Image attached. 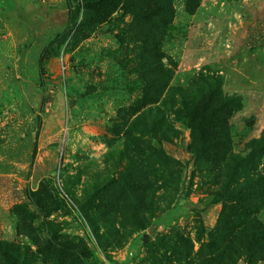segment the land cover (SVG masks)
<instances>
[{
	"label": "rangeland",
	"instance_id": "obj_1",
	"mask_svg": "<svg viewBox=\"0 0 264 264\" xmlns=\"http://www.w3.org/2000/svg\"><path fill=\"white\" fill-rule=\"evenodd\" d=\"M263 136L264 0H0V264H264Z\"/></svg>",
	"mask_w": 264,
	"mask_h": 264
},
{
	"label": "trees",
	"instance_id": "obj_2",
	"mask_svg": "<svg viewBox=\"0 0 264 264\" xmlns=\"http://www.w3.org/2000/svg\"><path fill=\"white\" fill-rule=\"evenodd\" d=\"M155 9L159 8H144L142 11L136 12L139 17L142 18V20H146L150 12L154 11ZM141 25H143V22H140ZM211 97V96H210ZM203 98L200 102L196 103L194 105L193 109L184 110V113L186 117H188L189 122L194 128H197L198 131L202 135V143L205 145L204 141L206 142V145L214 148V162H217L221 159L222 156L225 155L226 152H228L229 146V138H230V130L232 129L231 123H230V117L233 114L234 108H227L225 107L221 101H219L217 98L211 99ZM206 101H208V104L210 105V108L208 110H203L206 106ZM159 112V111H158ZM158 114V113H157ZM158 120L163 119V115L160 114L157 118ZM204 129V130H203ZM210 133V136H203L204 134ZM254 147L257 151L252 155L251 162L249 165L254 166L252 168L253 174L246 176L245 180L240 183L242 187H245V197L247 196L251 198H257V197H264V169L262 171L258 170L257 163L254 162L256 159L261 160V158L264 155V136L261 137L259 140H254ZM195 151L198 149V147L194 148ZM231 155V154H230ZM233 159L234 156H231ZM235 180V173H232V181ZM227 187L229 189L228 198H231V193H234V195H238L240 193H243L241 189L237 186H232V182L230 184L227 183ZM250 205H253L254 202L250 201ZM256 219L253 218V221Z\"/></svg>",
	"mask_w": 264,
	"mask_h": 264
}]
</instances>
